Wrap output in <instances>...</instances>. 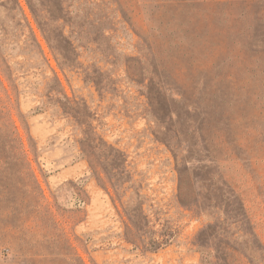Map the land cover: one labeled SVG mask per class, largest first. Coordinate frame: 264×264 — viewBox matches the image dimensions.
Masks as SVG:
<instances>
[{
	"label": "rangeland",
	"instance_id": "obj_1",
	"mask_svg": "<svg viewBox=\"0 0 264 264\" xmlns=\"http://www.w3.org/2000/svg\"><path fill=\"white\" fill-rule=\"evenodd\" d=\"M18 1L0 0V125L13 115L28 160L0 158V264H222V245L239 250L235 264H264V0ZM38 21L73 42V66L60 67ZM213 77L212 94L238 95L247 163L226 149L211 168L245 201L239 219L225 202H179L190 149L179 115L156 121L149 99L166 92L182 111ZM198 102L189 129L213 115ZM77 161L80 175H58ZM151 239L160 246L145 251Z\"/></svg>",
	"mask_w": 264,
	"mask_h": 264
},
{
	"label": "trees",
	"instance_id": "obj_2",
	"mask_svg": "<svg viewBox=\"0 0 264 264\" xmlns=\"http://www.w3.org/2000/svg\"><path fill=\"white\" fill-rule=\"evenodd\" d=\"M17 6L22 10L20 2L15 0ZM30 8L32 9L31 5ZM33 10V9H32ZM34 16L37 18V14L34 12ZM43 35L51 49V51L58 55L59 59L58 64L60 67L63 66L71 67L76 62V59L73 57L75 47L73 42L68 40V37L61 32V34H55L49 29H47L45 23L38 21ZM33 32V30L31 29ZM34 34V32H33ZM35 36V35H34ZM36 38V37H35ZM40 46V45H39ZM159 64L154 66V74H158L159 69L157 68ZM160 67L165 69L164 65L160 64ZM8 70V69H7ZM134 76L137 73H133ZM204 79L202 81L199 90L201 94L203 93L204 98H208V102L211 101V108L213 110V115L208 117L205 115L200 118L197 123V126L192 125V129H189L190 116L187 114V111L190 108V103L192 105H197L200 107L201 104L198 100L204 101V98L199 99H187L184 103L182 111H174L176 103H179V99L175 98L173 95H166V92H161L157 90V93L149 97L152 102V115L156 121H164L166 115L172 116V114L179 115V118L176 120V126H173V129L177 130L178 135H182L186 140V146L190 149V155L187 157L188 162L184 170L179 171L178 174V193L177 197L181 204L191 205L197 200L208 201V205L211 206L213 202H225V216L230 214L239 219L241 217L247 216V207L245 201L241 198L237 201H233L227 196V191L221 187V183L218 181L219 178L214 175L212 171V164L218 165L217 152L219 150H229L234 152L236 155H240L242 162H246L245 155H243V150L237 145V135L234 133V123L237 122L236 115L233 111V107L238 103L237 96L234 93H231V89H220L217 93L212 94L214 79ZM164 85V80H162ZM232 84V82L230 81ZM0 87L4 89L3 80L0 78ZM197 87V86H196ZM234 90L233 87H231ZM211 93V94H210ZM181 97H185V94L182 92L179 93ZM206 95V96H205ZM219 99V102L217 100ZM0 96V103H1ZM1 106V105H0ZM185 108V110H184ZM4 109V108H3ZM204 112H207V109H203ZM174 112V113H173ZM170 120L173 121L172 117ZM10 126L8 129L3 128L0 125V158L11 157L22 158L23 160H28V154L24 147V142L19 134L13 115L9 113ZM206 133H203L205 132ZM201 140V142L199 141ZM204 147V148H203ZM203 153V154H201ZM210 162V163H209ZM188 163V164H187ZM27 169H31V164L28 163ZM221 180L224 181L223 175L217 173ZM31 176L37 185V190L39 191V196L42 200H45L43 190L38 182L37 177L35 176L33 170L31 169ZM234 194V193H233ZM236 197V196H234ZM213 205L211 206V208ZM225 223V222H223ZM211 227L208 226L207 229H203L201 232L204 235L211 234ZM134 245L135 249L138 248L136 240H130ZM223 244V243H222ZM160 246V243L155 239L150 240L148 246L143 247L146 250H156ZM222 264H235L234 253H238L239 250L229 247L228 245H222ZM232 248V249H230ZM233 257V258H232ZM205 264H211V262L203 257Z\"/></svg>",
	"mask_w": 264,
	"mask_h": 264
},
{
	"label": "crops",
	"instance_id": "obj_3",
	"mask_svg": "<svg viewBox=\"0 0 264 264\" xmlns=\"http://www.w3.org/2000/svg\"><path fill=\"white\" fill-rule=\"evenodd\" d=\"M83 167V163H81L80 161H77L75 163L72 164V166H70L69 168H64V170H62L60 173H58V175H62V174H66L68 172L70 173H79L78 175H80V172H78L79 170H81V168ZM60 175V176H61Z\"/></svg>",
	"mask_w": 264,
	"mask_h": 264
}]
</instances>
